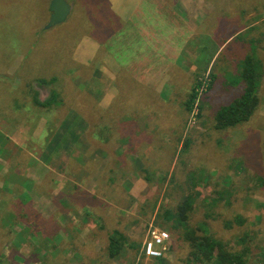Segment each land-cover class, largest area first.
Instances as JSON below:
<instances>
[{
  "label": "rangeland",
  "instance_id": "obj_1",
  "mask_svg": "<svg viewBox=\"0 0 264 264\" xmlns=\"http://www.w3.org/2000/svg\"><path fill=\"white\" fill-rule=\"evenodd\" d=\"M67 1L69 18L50 29L51 0H33L27 8L19 3L5 19L0 9V41L22 26L20 45L12 44L21 51L10 57L8 44L0 49V202L10 181H29L43 190L30 193L44 219L36 238L28 233L4 242L0 264H206L191 255L195 237L204 235L247 251L248 264H264V0H164L163 16L140 9L110 33L99 24H111L113 13L93 15L91 22L82 13L77 22L80 0ZM100 3L105 9L110 0ZM23 8L35 25L23 18ZM173 35L183 50L168 63ZM106 48L115 54L119 77L107 74ZM72 57L75 66L86 65L87 79ZM128 58L157 66L145 75L123 74ZM189 67L193 77L184 72ZM244 69L255 78L245 79ZM150 77L165 89L156 90ZM198 82L205 89L191 98ZM248 87L258 106L248 118L241 112L238 124L218 127L222 106L238 99L245 109L252 101ZM52 90L51 105L36 102ZM96 100L129 113L122 118L129 123H113L115 113L98 111ZM11 104L15 113L6 117ZM186 202L192 207L180 223ZM150 228L170 235L159 258L145 252ZM114 229L126 237L117 258L106 250Z\"/></svg>",
  "mask_w": 264,
  "mask_h": 264
},
{
  "label": "trees",
  "instance_id": "obj_2",
  "mask_svg": "<svg viewBox=\"0 0 264 264\" xmlns=\"http://www.w3.org/2000/svg\"><path fill=\"white\" fill-rule=\"evenodd\" d=\"M18 1H19L18 3H14L13 0H0V9L2 10L1 15H2L3 19H5L7 16H9L7 14L8 10L14 11V9H15V11H16V5L19 3L24 4L25 2H27L25 5L26 8H27V5H29L30 3L32 5H34L33 0H18ZM101 1L102 0H84V1L80 0L78 2V6L75 7V9L73 10L74 12H77L76 16L74 18H76L77 22H79L80 17L83 13L86 16L85 20L87 21L90 18L89 22H91L93 19L91 17H93V15H98V14L100 15L102 12L109 10V7H105V9H104V6L100 3ZM96 6L98 7L97 9H95ZM26 8L25 9L23 8V13H22L23 18L27 22L30 19V21H32V23H34V25H35L36 23L32 20V18H30V14L27 12L28 10ZM89 10H90V12H89ZM3 21L4 20H0V22H3ZM3 25L4 24L0 25V30L4 29ZM81 26L83 29L82 30L83 35L86 34V32H89V31H87V28L85 29L86 24L84 21L82 22ZM33 28H34V26L32 27V29ZM20 30H22V26L19 27L16 31H13L10 34H7L5 37H2L3 41H0V49L2 48L1 47L2 43L8 44L7 45L8 51H11L10 57L13 54H15V52L21 51L19 48L12 46V44L20 45L19 44L20 41L19 42L17 41V40H20L22 37ZM40 30L45 31V32L47 31L42 26H41ZM12 40H16V41L13 42ZM76 41H78V40H76ZM76 41H74V42H76ZM71 47L72 46L70 45V48ZM28 51L29 50L24 51L26 53L25 55H28L30 53ZM12 52H14V53H12ZM71 59H73L72 66H75V62H78V61L76 59H74L73 57ZM247 61H252V58L247 59ZM79 66H81V71L83 73V67L86 65L83 63H81V64L77 63V65L75 66L76 70L79 69ZM89 69H92V67H89ZM244 70L246 72L245 79L248 80V79L255 78V74H254L253 70H251V69H244ZM83 74H84L85 78L87 79L86 73H83ZM83 74H81L82 77H83ZM75 76H76V73H75ZM42 81H44V80H42ZM202 89H205V82L203 83L202 87H201V83L198 82L196 84V86L193 88V91L191 93V98L194 97L196 99L198 91L202 90ZM18 90H19L18 95L23 99L24 96L22 93H20L21 89L18 88ZM246 91L249 94L250 99L252 101L244 107L245 109H242V106H240L238 104L240 102V101H238V99H236L234 102H232L229 107L228 106L227 107L222 106L221 109L218 110V117L219 118H218V122L216 121L218 127L224 128L227 126H234V125L238 124L235 121H238V119L240 117H242L243 115H244L243 118H248L250 116L251 111H252V107L258 106V103H260V101L259 100L257 101L254 98L253 88L248 87L246 89ZM55 96L56 95L53 94V90H52V94L50 95V97L48 99H46L44 102L39 101V100H36V102L41 103L44 106H48V105L52 104V99ZM88 96L90 97L89 94H88ZM246 102H249V98ZM81 104L82 105L86 104L84 106H88V104L86 102H84L83 100L81 101ZM54 105H55V103H54ZM89 105H91V104H89ZM96 105H98V107H99L98 111H101V109H103L106 113H110V114L115 113V118L112 121L113 123H119V122L125 123V124L129 123L130 120L128 121V119L122 120V118H123L122 114H120V111H118L114 105H111L108 109H104V108L99 106V100H96L94 102V106H96ZM232 106H234V107H232ZM112 108H113V111L111 110ZM246 111H247V113H246ZM241 112H243V115L240 114ZM222 117L224 118V120L222 119ZM74 120H77V119L74 118ZM82 122H84V121H82ZM129 149L130 148H128V150ZM131 149L135 150L134 148H131ZM75 154H78V152H75L74 156H75ZM141 156H144V155L141 154ZM21 158L24 159L22 156H21ZM14 167L15 166H12L11 168L13 169ZM2 168L3 167L0 166V172L2 171ZM59 169H61L60 165H59ZM13 183L16 184L15 182H13ZM14 184L11 187H7V192L9 195L4 193L3 199L0 202V224H1L0 247L2 245H4V242L5 241L7 242V240L13 241V236H15V235L19 236L21 239L22 238L25 239L29 235H30L29 236L30 238H36L38 232H35L36 231L35 228L40 223L39 220L41 222L44 221L43 216L39 212V210H37L33 207L32 195L30 193V191H33L32 189H35L36 192L41 193V191H43V190H41V186L38 185V186L34 187V186H32V184L29 181L28 182H21L20 183L21 186H17V185L15 186ZM42 193H44V192H42ZM12 194L16 195L17 198H14ZM21 196L25 197L26 200H21L20 199ZM189 205L191 208L192 202H190V203L186 202L184 204L185 207H184L183 211H185V213L183 215H181L180 217H178V221L180 223H182V221H184L185 218L188 217L186 212H187V208L189 207ZM181 207H183V206H180V208ZM3 210H5V211L2 212ZM55 215H57V214H55ZM41 219H43V221ZM238 221L242 222L241 218L238 219ZM12 226H16L17 231L13 230L11 228ZM4 228H7V229L11 228V230L6 231ZM28 233H29V235H27ZM125 238H126L125 236H123L120 232H118L115 229L113 231L109 232V235H108V240H109L108 243L109 244H108V248H106V250L108 249L107 250L108 255L111 258H117L121 254V251H122L124 244H125ZM13 242L10 244L15 246ZM140 246H141V244H139V247ZM47 250H49V249H47ZM0 251H1V249H0ZM139 251H140V249L138 248L136 253H139ZM41 252H43V250H40L37 253V255L38 254L40 255L39 257L42 256ZM246 253H247V251H245V254H243V253H239L236 249L235 250L234 249L229 250L228 248H226V245L224 243L217 242V241L213 240L212 238H210L209 236H206V235L195 237L193 250L191 251V255L195 261H199V262L206 263V264H248V258H245V257H247ZM191 262H194L193 259Z\"/></svg>",
  "mask_w": 264,
  "mask_h": 264
},
{
  "label": "crops",
  "instance_id": "obj_3",
  "mask_svg": "<svg viewBox=\"0 0 264 264\" xmlns=\"http://www.w3.org/2000/svg\"><path fill=\"white\" fill-rule=\"evenodd\" d=\"M149 8L150 9L151 8L156 9L157 10L156 11L157 14L158 15L162 14V16H163L164 0H110L109 10L107 12L106 19L109 18L112 15V13H113V18L114 19H110L109 20V22L111 23L109 25L99 24V23H97V24L103 26L104 28L107 27L108 30H109V33L110 32H114V31L118 30V28L121 27L123 24H127V20L132 21V19L135 16V12L136 11H138L140 9H144V10L147 11V9H149ZM172 10L174 11L175 9H172ZM179 20L181 21V19H179ZM179 20L176 19V18H173L171 21L177 22ZM113 22H115V23L112 24ZM92 31H96V30L94 29ZM90 34H92V32ZM89 37L90 36H86L87 39L91 40V38H89ZM172 37L174 38V40H173L174 46H168L167 51H166V57L169 60H164V59H167V58H161V59H163L164 61H166L168 63H170V62L172 63L173 62V61H171L172 58H175L179 54V52H181L183 50V47L180 49V51L178 50L179 45L177 46L178 42L176 41V39H178V36H174L173 35ZM80 43H83V39L80 41ZM100 52L101 51H99L96 55H98ZM184 52L185 51H183V54H184ZM105 56H106L108 61L112 62V64L106 63V66H107L106 70L108 72L107 74L112 76V77H119V71L113 66L114 61H115L114 60L115 59V54L112 53L110 48H106ZM152 66H157L156 61H150V60H147V59L138 60L136 58H128L126 60V62L121 66V71H122L123 74L125 72L126 74H130V75H140V71H143L144 75H145V74L151 72ZM163 72H167L168 73L167 76L168 75H172V71L170 69V65H164ZM184 72L187 75L194 74L193 71L190 72V67L189 68H185ZM192 77H193V75H192ZM150 78L153 80V84H155V86H156L155 89L159 90L160 92H162L161 89L164 87V81H160L159 82L156 79H154L153 77H150ZM170 78L172 79V76ZM171 79H170V81H171ZM150 82H151V80H150ZM156 82H157L158 85L156 84ZM176 88H177V84L174 86V89L173 90H169V92L171 93L172 91L176 90ZM164 89H162V90H164ZM114 96H115L116 101L118 102V100L120 98H117L116 95H114ZM103 102L104 101H102V103ZM10 107H11L10 108L11 112H8L6 117L11 115V114L13 116L14 113H15V111H13V105L12 104H11ZM3 113L4 112H0L1 116L3 115ZM120 113H121V111H120ZM128 114L129 113L122 114V117H126L127 118ZM6 117H4L2 119V122H4ZM41 118H44V117H41ZM17 134L18 133H16V135ZM10 137H11V135H10ZM24 138L27 139V136H25ZM14 142L18 144L21 141H20V139H17ZM11 184L13 186V183L10 182V185Z\"/></svg>",
  "mask_w": 264,
  "mask_h": 264
},
{
  "label": "water",
  "instance_id": "obj_4",
  "mask_svg": "<svg viewBox=\"0 0 264 264\" xmlns=\"http://www.w3.org/2000/svg\"><path fill=\"white\" fill-rule=\"evenodd\" d=\"M72 6L67 0H51L50 12L51 16L45 29H50L57 24H61L69 18Z\"/></svg>",
  "mask_w": 264,
  "mask_h": 264
},
{
  "label": "built area",
  "instance_id": "obj_5",
  "mask_svg": "<svg viewBox=\"0 0 264 264\" xmlns=\"http://www.w3.org/2000/svg\"><path fill=\"white\" fill-rule=\"evenodd\" d=\"M153 228L149 229L151 239L147 242L145 246V252L146 255L150 257H161L162 255L165 254V250L167 248L165 247V245H163V242L168 240L170 235L166 230L153 229ZM157 242H161V243L158 244Z\"/></svg>",
  "mask_w": 264,
  "mask_h": 264
}]
</instances>
